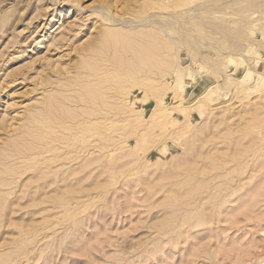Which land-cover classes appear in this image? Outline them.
I'll return each mask as SVG.
<instances>
[{
  "label": "rangeland",
  "instance_id": "obj_1",
  "mask_svg": "<svg viewBox=\"0 0 264 264\" xmlns=\"http://www.w3.org/2000/svg\"><path fill=\"white\" fill-rule=\"evenodd\" d=\"M177 1L0 0V264H257L258 261L264 264V0H188L189 4L175 9L173 5ZM104 33L109 35L108 39ZM100 35L106 37L105 41ZM97 36L102 40L99 43ZM158 39L161 42H156ZM95 44L99 49L104 48L102 54ZM94 50H98L100 57L105 50L104 55L109 53L97 59V55L92 54ZM149 53L156 56L150 57ZM159 53L163 55L158 56ZM107 57L113 63L108 62ZM86 62L89 67L85 66ZM118 66L121 67L118 69ZM154 67L157 72L152 70ZM164 70L167 71L162 73ZM98 72L110 77L107 75L102 80L103 75ZM113 75L116 78L111 77ZM139 76L145 81L142 78L140 82ZM111 78L115 81H111L112 84H122L125 90L129 87V92L121 85L115 84L122 91L114 88L108 81ZM78 79L83 81L78 82L83 88H71ZM68 81L72 82L70 86ZM103 81L106 88L109 83L114 90L110 87L111 91L106 90ZM91 82L95 85L97 82V86L93 83L92 86ZM68 87L72 92L67 91ZM84 88L87 95L91 89L94 95L90 94L97 99L104 98L108 91L113 96L107 94L106 100L98 103L95 98L90 99L91 95L90 98L86 95ZM77 90L83 91V95ZM212 90L208 98L202 97ZM160 91L161 96H153ZM70 93L76 96L73 97L75 102L82 97L85 103L78 100L76 105L73 98H66ZM113 93L122 101H117ZM85 95L98 105L93 108ZM173 95L178 97L179 103L172 104ZM61 98L68 105L64 103L63 107L59 102H63ZM107 100L111 106V101L115 102H112L114 107H110L113 111H109L118 112L117 116L116 113L108 115ZM134 102L135 107L131 106ZM49 103L67 113L63 116L59 112L61 122L71 119L67 122L72 125H80L81 117L89 112V119L90 114L83 119L89 124L83 129L86 133L76 134L75 128L69 133L63 128L62 132L76 134V138H71L72 143L68 138L61 141L70 145L69 149L61 144L60 149L52 150L58 149L62 154L61 157L58 154V159L57 152L51 150L52 153L47 150L37 156L24 150L17 162L6 161L10 159L8 154L12 153L15 139L21 136L20 140L23 139V134L32 129L28 127L30 115L45 114L46 110H51ZM79 103H88L79 106L87 109H78L76 115ZM100 104L105 111L103 107L100 111ZM43 105L48 109L42 108ZM69 105L76 109L73 111ZM121 108L125 111L121 112ZM158 108L167 112L152 118L151 114ZM49 111L47 113L51 114ZM81 111L85 112L82 116ZM112 115L117 119L114 122ZM107 116L111 120L106 122ZM94 117L102 121L98 123ZM90 118L95 122L89 123ZM96 126L100 129H95ZM113 126L119 130L121 127L124 133L121 129L118 135L119 130ZM90 127L94 129V136L90 134ZM132 131L136 133L133 137ZM82 135L85 140L90 136L93 141L89 142V137L88 145ZM97 136H106L107 146L103 142L105 138L100 141ZM79 138L86 145H79ZM164 145L166 149L162 150ZM98 151L102 153L99 157ZM106 151L110 155H104L109 157L103 155ZM196 151L199 157L194 154ZM70 153L77 156L71 155V158ZM27 154L33 157L28 158ZM41 154L46 162L50 160L49 155L54 157L46 171H43L45 162L39 157ZM61 161L83 174H77L76 170L78 176L72 175L74 172L70 169L69 173V168L63 163L64 167L60 165ZM85 161L89 168H85ZM79 162L85 172L91 170V173L86 172L89 178L82 172L83 167L79 168ZM106 162L114 164L105 166ZM101 166L108 170L101 172ZM75 176L85 177L88 184ZM49 179L52 184L47 183ZM55 180H59L58 183Z\"/></svg>",
  "mask_w": 264,
  "mask_h": 264
},
{
  "label": "bare ground",
  "instance_id": "obj_2",
  "mask_svg": "<svg viewBox=\"0 0 264 264\" xmlns=\"http://www.w3.org/2000/svg\"><path fill=\"white\" fill-rule=\"evenodd\" d=\"M188 2H189L188 0H179V2H178V1H177V3L175 2L176 4L174 3V5H173L171 2H170V4H169V2H168V3L165 2V3L168 4L169 6H170V5H171V6L173 5V8L176 9V7H180V6H184V5H186V4H189ZM162 4H163V2H162ZM168 5H167V6H168ZM164 6H165V5L163 4V7H164ZM169 6H168V7H169ZM159 7H160V6H159ZM160 8H161V7H160ZM164 8H167V7L165 6ZM164 8H163V9H164ZM177 9H178V8H177ZM171 15H173V13H172ZM137 24H138V23H137ZM137 24H136V25H137ZM136 25H135V26H136ZM140 31H141V30H140ZM138 32H139V31H138ZM138 32H137V33H138ZM142 32H143V31H142ZM142 32H140V33H142ZM106 33H107V32H106ZM144 33H145V31H144ZM138 34H139V33H138ZM145 34H146V33H145ZM104 35H105V36H108L107 39L109 38V35H107V34H105V33H104ZM117 35H118V34H117ZM134 35H135V34H134ZM136 35H137V34H136ZM140 35H144V34H140ZM101 36H102V35H100V37H101ZM145 36H147V35H144V36H142V37L145 38ZM102 37L104 38V41H105V38H106V37H104V36H102ZM102 37H101V38H102ZM137 37H139V36H137ZM96 38L98 39V36H97ZM101 38H99V39L97 40L98 43H99L100 41H102V40H100ZM113 38H114V37H113ZM115 38H116V37H115ZM130 38H131V37H130ZM149 38H150V36H149ZM151 38H152V37H151ZM120 39H122V38H120ZM140 39H141V38H140ZM152 39H153V38H152ZM159 39H160V38H159ZM159 39H158L156 42L160 41ZM99 40H100V41H99ZM113 40H114V39H113ZM137 40H138V39H137ZM149 40H150V39H149ZM154 40H155V39H153V41H154ZM163 40H164V39H163ZM106 41H107V40H106ZM110 41H111V40H110ZM110 41H109V42H110ZM129 41H130V40H129ZM164 41H165V40H164ZM97 42H96V43H97ZM120 42H121V40H120ZM160 42H161V41H160ZM160 42H159V43H160ZM94 43H95V42H94ZM94 43L92 42L93 45H94ZM101 43H102V42H101ZM146 43H147V42H146ZM150 43L152 44V42H150ZM114 44H115V43H114ZM143 44H144V43H143ZM143 44H142V45H143ZM153 44H154V42H153ZM153 44H152V45H153ZM102 45H103V44H102ZM107 45H109V44H107ZM111 45H112V44H110V46H111ZM148 45H149V44H148ZM155 45H156V44H155ZM159 45H161V44H159ZM90 46L92 47V45H90ZM90 46H89V47H90ZM100 46H101V45H100ZM105 46H106V44H105ZM123 46H124V45H123ZM93 47H94V46H93ZM96 47L98 48L99 45L97 46V44H95V48H96ZM101 47H102V46H101ZM103 47H104V46H103ZM106 47H107V46H106ZM106 47H105V49H106ZM112 47H113V46H112ZM116 47H117V46H116ZM126 47H127V46H126ZM153 47H154V46H153ZM167 47H168V46H167ZM108 48H109V47H108ZM108 48H107V49H108ZM148 48H149V47H148ZM155 48H156V47H155ZM158 48H159V46H158ZM98 49H99V48H98ZM107 49H106V50H107ZM110 49H111V48H110ZM122 49H123V48H122ZM151 49H152V48H151ZM166 49H167V48H166ZM91 50L93 51V48H91ZM99 50H100V52H98V50H97L96 52L101 53V50H104V48L99 49ZM106 50H105V52H107ZM112 50H113V49H112ZM140 50H141V48H140ZM144 51H145V50H144ZM167 51H168V50H167ZM169 51H170V50H169ZM94 52H95V50H94ZM96 52H95V53H92V52H91V53L97 55L96 58L98 59V57H100L101 55L98 56L99 54L96 53ZM105 52H104V54H105ZM142 52H143V51H142ZM149 52H150V51H149ZM151 52L154 53V51H151ZM158 52H159V51H158ZM160 52H162V51H160ZM164 52L166 53V51H164ZM108 53H109V52H108ZM108 53H107V54H108ZM116 53H118V51H116ZM116 53H115V54H116ZM120 53H121V52H120ZM136 53H137V52H136ZM169 53H170V52H169ZM92 54H90V55H91L90 57H91V58H94V57H92ZM101 54H102V53H101ZM104 54L102 55L103 57L107 55V54H106V55H104ZM156 54H157V52H156ZM160 54H161V53H159L158 56H160ZM119 55H120V54H119ZM122 55H123V53H122ZM129 55H130V54H129ZM145 55H146V54H145ZM149 55H150V53H149ZM151 55L154 56L155 54H151ZM151 55H150V57H152ZM161 55H163V54H161ZM93 56H94V55H93ZM108 56H109V55H108ZM112 56H113V55H112ZM155 56H156V55H155ZM103 57H100V58H103ZM133 57H134V56H133ZM164 57H165V56H164ZM100 58H99V59H100ZM107 58H108V57H107ZM134 58H135V57H134ZM144 58H145V57H144ZM144 58H143V59H144ZM165 58H167V55H166ZM168 58H169V57H168ZM168 58H167V59H168ZM138 59H139V58H138ZM147 59H148V58H147ZM157 59H158V61H159V58H158V57H157ZM157 59H155V61H157ZM160 59H161V57H160ZM108 60H109V58H108ZM108 60H107V61H108ZM115 60H116V59H115ZM115 60H114V61H115ZM117 60H118V59H117ZM133 60H134V59H133ZM136 60H137V59H136ZM150 60H152V59H150ZM168 60H169V59H168ZM168 60H167V61H168ZM89 61H90V60H89ZM89 61H88V62H89ZM102 61H103V60H102ZM111 61H112V63H113V60H109L108 62L111 63ZM123 61H124V60H123ZM148 61H149V59H148ZM153 61H154V60H153ZM169 61H170V60H169ZM92 62H93V64H94V60H93ZM92 62H90V63L92 64ZM144 62H146V61L144 60ZM144 62H143V63H144ZM163 62L167 63L166 61H163ZM100 63H101V62H100ZM104 63H105V61H104ZM114 63H115V62H114ZM120 63H121V62H120ZM147 63H150V62H146V64H147ZM159 63H160V62H159ZM86 64L88 65L87 62L85 63V66H86ZM140 64H141V62H140ZM140 64H139V65H140ZM103 65H104V64H103ZM114 65H115V64H114ZM117 65H118V63H117ZM128 65H129V64H128ZM134 65H135V64H134ZM139 65H138V66H139ZM148 65H149V64H148ZM148 65H147V67H149ZM170 65H171V64H170ZM78 66H79V65H78ZM78 66H77V67H78ZM82 66L84 67L83 64H82ZM82 66H81V68H83ZM89 66H90V65H88V67H89ZM104 66H105V65H104ZM111 66H112V64L109 66L110 69H111ZM115 66H116V65H115ZM129 66H130V65H129ZM135 66H136V65H135ZM142 66L144 67V65H142ZM142 66H141V68H142ZM105 67H106V66H105ZM119 67H121V66H118V69H119ZM133 67H134V66H133ZM136 67H137V66H136ZM164 67H165V66H163V68H164ZM168 67H169V64H168ZM168 67H166V68L168 69ZM84 68H87V67H84ZM84 68H83V69H84ZM98 68H99V67H97V69H98ZM101 68H104V67H101ZM107 68H108V67H107ZM115 68H116V67H115ZM152 68H153V67H152ZM154 68H155V67H154ZM156 68H157V66H156ZM156 68H155V69H152V70H156V72H157V69H156ZM110 69H107V70H109V73H111ZM112 69H113V68H112ZM146 69H148V68H146ZM161 69H162V68H160V71H161ZM77 70H78V69H77ZM79 70H80V68H79ZM84 70H86V69H84ZM88 70H89V69H88ZM90 70H91V69H90ZM101 70H102V69H101ZM114 70H115V69H114ZM129 70H130V69H128V71H129ZM137 70H138V69H137ZM140 70H141V69H140ZM142 70H143V69H142ZM144 70H145V68H144ZM144 70H143V71H144ZM168 70H169L168 72H170V69H168ZM80 71L82 72L83 70L81 69ZM80 71H79V73H78L79 76H80V74H81ZM94 71H96V70H94ZM126 71H127V70H126ZM143 71H139V72H141L142 76H143V74H146V73H143ZM146 71H147V70H146ZM158 71H159V70H158ZM165 71H167V70L162 71V73H165ZM171 71H173V70H171ZM87 72H89V71H87ZM139 72H137V73H139ZM144 72H145V71H144ZM148 72H149V71H148ZM148 72H147V73H148ZM151 72H152V71H150V73H151ZM168 72H166V73H168ZM99 73H100V72H98V74H99ZM101 73H105V71H104V72L101 71ZM101 73H100V76L103 75V74H101ZM113 73H115V72H113ZM127 73H128V72H127ZM150 73H149V74H150ZM153 73H154V72H153ZM162 73H161V74H162ZM76 74H77V73H76ZM87 74H88V73H87ZM96 74H97V73H96ZM151 74H152V73H151ZM169 74H170V73H169ZM84 75H85V74H84ZM104 75H105V74H104ZM104 75L101 76V77L99 76V77H100V78H102V77L105 78V77H108V76H109V74H106V76H104ZM107 75H108V76H107ZM115 75H116V73H115ZM115 75H113V76H111V77L116 78L117 75H116V76H115ZM134 75H135V73H134ZM134 75H133V76H134ZM162 75H163V74H162ZM165 75H166V74H165ZM86 76H87V75H86ZM96 76H97V75H96ZM144 76H146V75H144ZM144 76H143V77H144ZM147 76L149 77V75H147ZM151 76H152V75H150V77H151ZM159 76H160V75H159ZM80 77H81V76H80ZM80 77H78V78H80ZM88 77H89V75H88ZM88 77H87V78H88ZM91 77H93V76L90 75V78H91ZM97 77H98V76H97ZM99 77L97 78V80L99 79V81H100V78H99ZM109 77H110V76H109ZM119 77H120V76H119ZM135 77H138V76H135ZM135 77H134V78H135ZM140 77H141V76H139V81L142 82L141 79H142L143 77H141V78H140ZM152 77H154V76H152ZM157 77H158V76H157ZM84 78H85V77H83V78H81V79L83 80ZM90 78H89V79H90ZM93 78H95V75H94ZM103 78H102V80H104ZM114 78H111L112 80L108 79V81L111 83V85L114 84V83L112 84V82H111V81H113ZM120 78H121V77H120ZM123 78H126V77H123ZM130 78H131V77H130ZM89 79H88V80L85 79V80H86V81H89ZM143 79H144V78H143ZM152 79H153V78H152ZM91 80H95V81H96V79H91ZM106 80H107V79H106ZM115 80H116V79H115ZM119 80H121V79H119ZM124 80H125V79H124ZM129 80H130V79H129ZM135 80H137V78H136ZM166 80H167V79H166ZM116 81H117V80H116ZM131 81H132V79L130 80V82H131ZM139 81L137 80L138 83H139ZM144 81H145V79H144ZM150 81H151V79H150ZM150 81H149V82H150ZM158 81H159V80H158ZM65 82H66V81H65ZM68 82L70 83L71 81H68ZM76 82H77V84H75V83L73 82L75 85L73 84L72 86H70L71 83H72V82H71L70 84H68V86H70L71 88H72V87L74 88V86H75V87L78 86L79 88H80V87L83 88L82 86H79V85H78V82H80L79 79H78V81H76ZM82 82H83V81H82ZM82 82H80V83H82ZM97 82H98V81H97ZM97 82H96V85H95L93 82H91V85H92V83H93L95 86H97ZM100 82L102 83V81H100ZM103 82H104V81H103ZM113 82H115V81H113ZM118 82L121 83L120 81H118ZM147 82H148V79H147ZM163 82H164V81H163ZM101 83H99V84H101ZM116 83H117V82H116ZM116 83H115V84H116ZM125 83H126V82H125ZM133 83H134V82H133ZM138 83H136V85H137ZM153 83H154V82H153ZM107 84H108L109 87H110V84H109V83H107ZM115 84H114V86H113L114 88L116 87V89H119V90H121V91L124 89V87H123L122 84H120V85L123 87V89H120L121 87L118 88L117 86H120V85L116 84V85H117V86H116ZM126 84H127V83H126ZM129 84H130V83H129ZM131 84H132V83H131ZM131 84L128 85V86H131ZM151 84H152V83H151ZM151 84H149V86H150ZM155 84H156V83H155ZM155 84H153V85L155 86ZM159 84H160V83H159ZM161 84H162V81H161ZM167 84H168V83H167ZM167 84H166V86H167ZM64 85H65V87H66V86H67V83H66V84L64 83ZM85 85H86V84H85ZM87 85L89 86V84H87ZM91 85H90V86H91ZM101 85H102V84H101ZM101 85H100V86H101ZM139 85H140V84H139ZM143 85H145V84H143ZM157 85H158V84H157ZM162 85H163V84H162ZM90 86H89V87H90ZM92 86H93V85H92ZM98 86H99V85H98ZM103 86L105 87L106 90L108 89L109 91H111V90L109 89V87L106 88L107 85H105V82H104V85H103ZM140 86H141V85H140ZM146 86H147V84H146ZM146 86H145V87H146ZM168 86H169V85H168ZM101 87H102V86H101ZM104 87H103V88H104ZM113 87L111 86L110 88H113ZM131 87H132V86H131ZM79 88H78V89H79ZM85 88H86V87H85ZM85 88H84V91H86ZM87 88H88V87H87ZM87 88H86V89H87ZM90 88H91V87H90ZM94 88H95V87H94ZM114 88H113V90H114ZM127 88H129V87H126V90L124 89L125 92H127V91L129 92L130 89L128 90ZM153 88H154V87H153ZM158 88L160 89L159 85H158ZM158 88H156V89L158 90ZM163 88H164V86H163ZM163 88H162V91L165 90V89H163ZM69 89H70V88L68 87V90H67V91L72 92V91H70ZM95 89H96V88H95ZM95 89H94V90H95ZM131 89H132V88H131ZM147 89H148V87H147ZM212 89H213V88H212ZM72 90H73V89H72ZM80 90H81V89H80ZM80 90H77V91H80ZM92 91H93V90H92ZM109 91H108V93H107L108 95L104 93L105 96H106V95L109 96L110 94H112V93H109ZM116 91H117V90H116ZM152 91H153V90H152ZM69 92H67V93H69ZM80 92H81V91H80ZM89 92L92 93V94L94 95V93L91 92V89L88 90V93H89ZM94 92H95V91H94ZM97 92L100 93V90L98 89ZM156 92H157V91H156ZM211 92H213V90H212V91H209L207 94H204L202 97H203L204 99H205V98H208ZM59 93H60V92H59ZM73 93L75 94V91H74ZM73 93H70L71 95H70V94H66V95H68V97H66V98H69V97H70V98H73V97L76 98V96H72ZM77 93H79V92H77ZM81 93H82V94H81ZM81 93H80V94L83 95V91H82ZM90 93L87 95V91H86V95H87L89 98H90L89 95H91ZM102 93H103V91H102ZM102 93H101V94H102ZM115 93H116V92H115ZM119 93H120V92H118V94H119ZM122 93H124V91H123ZM152 93H153V92H151V95H152ZM160 93H162V92L160 91V92L157 93V94H154V93H153V96H154V95H155V96L158 95L157 97H159V96L162 95V94L160 95ZM163 93H164V91H163ZM95 94H96V96H97V93H95ZM104 94H103V95H104ZM113 94H114V93H113ZM125 94H126V93H125ZM69 95H70V96H69ZM75 95H78V94H75ZM81 95H80V97H81ZM86 95H85V96H86ZM93 95H91V97H92ZM114 95H115V94H114ZM116 95H117V94H116ZM116 95L114 96V98H117V99H118V97H116ZM147 95H148V94H147ZM55 96H56V95H55ZM63 96H65V94H64ZM71 96H72V97H71ZM87 96H86V98H88ZM105 96H104V98H105V100H106V97H105ZM112 96H113V95H112ZM112 96L110 95V97H112ZM153 96H152V97H153ZM176 96H177V95H176ZM98 97H99V96H98ZM124 97H125V96H124ZM124 97H123V99H124ZM144 97H147V96H144V95H143V98H144ZM173 97H174V95H173ZM51 98H52V97H51ZM74 98H73V101H74ZM89 98H88V99H89ZM93 98H95V96L92 97V98H90V99H93ZM104 98H101V99H104ZM108 98H109V97H107V99H108ZM114 98H113V99H114ZM153 98H154V97H153ZM155 98H156V97H155ZM55 99H57V98L55 97ZM55 99H53V100L56 101ZM61 99H62V98H61ZM64 99H65V97H64ZM64 99H62L63 102H62V101H59L61 105H63L64 103L67 102V101L64 102ZM90 99H89L88 101H90ZM96 99H97V97L95 98V101H98V103H99V101L101 100L100 98H98L99 100H98V99L96 100ZM117 99H115V100H117ZM119 99H120V97H119ZM119 99H118L117 101H122V100H119ZM53 100L51 101L52 103H54ZM67 100H68V99H67ZM70 100L72 101V99H70ZM78 100H82L80 103H85V102L83 101L82 97H81V99L78 98ZM78 100L76 99V102L74 101L76 105H77V103H78V102H77ZM93 100H94V99H93ZM105 100H104V101H105ZM125 100L127 101L128 98L125 99ZM88 101H87V102H88ZM109 101H110V100H109ZM109 101L107 100L106 103H107V102L109 103ZM45 102H47V101H45ZM45 102H44V104H45ZM69 102H70V101H69ZM102 102H103V101H101V103H102ZM112 102H113V100L111 101L112 106L110 105V103H109V104H106V105H108V106L106 107V109H107V111H108V115H109V113H114V112H110V111H109V110H112V108H110V107H114V106H113V103H115V102H113V103H112ZM124 102H125V101H124ZM124 102H123V103H124ZM135 102H136V100H135ZM135 102H134L131 106H133V107H135V105L137 106V104H135ZM174 102H175V103H177V102L179 103V99H178V97H174V99H173V101H172V104H173ZM52 103H49V105L51 106V107L49 106V107L51 108V110L48 109V107L45 105V107H47V109H48V110H46V111L48 112V111L50 110L49 112H51V114H49V113H47V112H46L45 114H44V113L39 114L40 112H39V113H38V112H35V113H33V114L30 115V117H29V125H28V127H29V128H32V129H29V128L27 127L30 131L27 129V131H29V132H27L26 134H23V131H25V129L22 131V134H23V137H24V138L20 140V138L22 137V136H21V137L19 138V140H18V139H15V141H14L13 144H12V145H13V147H12V149H11V150H12V153H10V156H9V154H8V158L10 157V159H7L6 161H9V162H11V163H12V161H13V162L15 163L14 160L19 159L18 157H20V154H21V153L24 154V152H23L24 150H27V151H28V154H29L30 151H31V153H32L33 155H36V154H38L39 152L42 153V151L46 152V151L48 150V152H49L50 150H51V151H52V150H55V148H58V147H59L58 149H60V145H61V144H62V146L64 145V146L66 147L67 144L65 145V144L62 143V142L64 141L65 138H68V140L70 141L71 138H73V139L76 138L75 135L81 133V131H83V132L86 133V131H85L86 129H85V130H83V129H84L86 126H89V124H87V123H88V122H87L88 120H86V121L84 122L83 119L86 118V116H87L88 114H90V113L88 112V113L85 114L84 111H85L87 108L85 107L86 109L84 110V109H83V108H84L83 106H86L88 103H89V104L91 103V105H92L93 103H92L91 101L88 102V103H86V105H84V104H80V103H79L78 107L76 106V108H77V110H76V112H75L76 115H78V112H77V111H79L78 109L81 110V108H82V109L84 110L83 113H84L86 116L83 115V116H85V117H84V118L81 117L82 120H81V122H80V125H79V124H77V125H72V124L69 122L72 126L67 122V121H70V120H71V119H70V118H71L70 116H69V117H70V118H69L70 120H66V121L64 120V122H61L60 118H62V116L60 115V116H61V117H60L59 114L62 113L63 116H64V114H65L66 112H65V113H63L64 111L61 112V111H62L61 108H60L61 111L57 110L59 107L56 109V108H55L56 105H55V107H54V106H53L54 104L51 105ZM56 103H58V102L56 101L55 104H56ZM126 103H127V102H126ZM128 103H129V102H128ZM70 104H71V103H70ZM75 104L72 103L73 106H74ZM116 104H117V103H116ZM116 104H115V105H116ZM121 104H122V102H121ZM124 104H125V103H124ZM124 104H122L121 106H125V108H123V109H126L127 107H126V105H124ZM156 104H157V102H156ZM158 104H159V103H158ZM66 105H68V104L66 103ZM80 105H83V106H81V107L79 108ZM96 105H98V104H95V105L93 104V105H92L93 108H95ZM103 105L105 106V102H103ZM103 105L100 104V106H101L100 111H101L102 107H103L102 110H104V106H103ZM109 105H110V106H109ZM119 105H120V104H119ZM119 105H118V106H119ZM129 105H130V104H129ZM52 106L54 107V109H52ZM69 106H71V105H69ZM73 106H71V107H72V110L74 111V108H75V107L73 108ZM92 106H90V109H91ZM94 106H95V107H94ZM100 106H98V107H100ZM116 106H117V105H116ZM45 107H44V105L42 106V108H44V109H45ZM63 107H64V105H63ZM66 107H68V106H66ZM71 107H70V108H71ZM87 107H88V106H87ZM108 107H109L110 109H109ZM156 107H157V106H156ZM161 107H162V105H161ZM161 107H160V108H161ZM208 107H209V106H208ZM76 108H75V109H76ZM93 108H92V110H93ZM128 108H129V106H128ZM160 108H158L157 110L155 109V110L153 111V114H151V115H152V118H155V117H156V116H155L156 114L158 115V114H161V113L167 112V111H166L167 109H160ZM34 109H36V108H34ZM55 109H56V110H55ZM64 109H65V108H64ZM98 109H99V108H98ZM123 109L121 108L120 111L122 112ZM41 110L44 111L43 109H41ZM94 110H95V109H94ZM38 111H40V110H38ZM66 111L69 112L68 108L66 109ZM98 111H99V110H98ZM104 111H105V110H104ZM104 111H103V112H104ZM112 111H113V110H112ZM114 111H115V108H114ZM120 111H119V112H120ZM124 111H125V110H123V112H124ZM127 111H128V109H127ZM127 111H126L125 113H128V112H129V111H128V112H127ZM59 112H60V113H59ZM71 112H72V111H70V113H71ZM96 112H97V111H96ZM130 112H131V111H130ZM132 112H133V111H132ZM135 112H136V111H135ZM138 112H139V111H138ZM83 113H82V111H81V114H80V115L82 116ZM99 113H100V112H99ZM106 113H107V112H106ZM106 113H104V115H105ZM115 113H116V112H115ZM115 113H114V114H115ZM117 113H118V112H117ZM117 113H116V116H117ZM43 114H44V116H45L46 114H47V115L49 114V115H48V116L46 115L45 117H44V116L42 117L41 115H43ZM66 114H67V113H66ZM71 114L73 115V113H71ZM96 114H98V113H96ZM121 114H123V113H121ZM121 114H118V115H121ZM128 114H129V113H128ZM100 115H101V113L99 114V116H100ZM123 115H124V114H123ZM126 115H127V114H126ZM90 116H91V114L88 116V119H89ZM95 116H98V115H95ZM101 116H102V115H101ZM134 116H136V115H134ZM142 116H143V115H142ZM153 116H155V117H153ZM59 117H60V118H59ZM73 117H74V116H73ZM73 117H72V118H73ZM103 117H104V116H103ZM112 117H115V115H112L111 118H112ZM120 117H121V116H120ZM125 117H126V116H125ZM127 117H131V116H130V115H129V116L127 115ZM78 118H80V116H79ZM91 118H93V117H91ZM91 118H90V120H89V123H90V121H94L93 119L91 120ZM94 118L97 119L98 117H97V118L94 117ZM105 118H106V117H105ZM115 118H116V117H115ZM118 118H119V117H118ZM123 118H124V117H123ZM131 118H132V117H131ZM131 118H130V120H131ZM62 119H63V118H62ZM65 119H66V116H65ZM73 119H74V118H73ZM75 119H76V117H75ZM108 119L111 120L110 117L107 116V119H106L105 121L107 122ZM120 119H121V118H120ZM125 119H126V118H125ZM128 119H129V118H128ZM150 119H151V118H150ZM100 120H101V118H100ZM113 120H117V119H113V118H112V121H113ZM79 121H80V120H79ZM101 121H102V120H101ZM101 121H100V122H101ZM112 121H111V122H112ZM119 121H120V120H118V122H119ZM123 121H124V120H123ZM82 122H83V123H82ZM94 122H95V121H94ZM94 122H92L91 124H95ZM97 122H98V119H97ZM100 122H98V123H100ZM103 122H104V120H103ZM106 122H104V123L106 124ZM108 122H110V121H108ZM113 122H114V121H113ZM121 122H122V120H121ZM72 123L74 124L75 121L72 122ZM98 123H97V124H98ZM122 123H123V122H122ZM132 123H133V122H131V125H132ZM135 123H136V122H135ZM137 123H138V122H137ZM142 123H143V122H142ZM145 123H146V121H145ZM91 124H90V126H93V125H91ZM97 124H95V125H97ZM105 124H104V125H105ZM113 124H114V123H112V125H113ZM126 124L129 125L128 121H127ZM138 124H139V123H138ZM68 125H69V126H68ZM98 125H99V124H98ZM110 125H111V124H110ZM116 125H117V123H116ZM124 125H125V124H124ZM128 125H127V126H128ZM77 126H79L78 129L80 128L79 130L77 129L78 131L76 130ZM101 126H102V125H101ZM108 126H109V124H108ZM108 126H107V127H108ZM118 126H123V125H122V124H121V125L119 124ZM132 126H133V125H132ZM107 127H106V129H107ZM114 127H116V126H113L112 128L115 129ZM128 127H129V126H128ZM128 127H127V128H128ZM133 127H134V126H133ZM136 127H138V126H136ZM63 128L68 129L69 133L72 132V131L74 130V128H75V131H76L77 133L74 131V132L76 133V134H74V136H73V133H72L71 135H70V134H69V135H66L68 132H67L66 134H65V131L62 132V131H63V130H62ZM92 128H93V127H90L91 130H92ZM97 128L100 129L99 127L96 126L95 129H97ZM102 128H104V127L102 126L100 130H102ZM112 128H110V129L113 130ZM122 128L125 129L124 126H123ZM122 128L120 127V130H121ZM134 128H135V127H134ZM139 128H140V127H139ZM117 129H118V128H117ZM117 129H115V130H117ZM124 129H122L123 131H121V133H124ZM100 130H98V131H100ZM108 130H109V128H108ZM118 130H119V129H118ZM120 130H119V134H118V135H120ZM127 130H128V129H127ZM127 130H125V131H127ZM131 130H132V129H131ZM131 130H130V132H131ZM79 131H80V132H79ZM95 131H96V130H95ZM105 131H106V130H105ZM78 132H79V133H78ZM93 132H94V129L92 130V132H91L90 134H91V135L93 134V136H94L95 134H94ZM103 132H104V131H103ZM110 132H111L112 134H114L112 131H110ZM110 132H109V133H110ZM132 132H133V134L131 135V133H130V135L133 137L135 131H132ZM138 132H139V131H138ZM143 132H144V131H143ZM24 133H25V132H24ZM85 133H84V134H85ZM95 133H96V132H95ZM107 133H108V131H107ZM107 133H106V135H108ZM111 133H110V134H111ZM115 133H117V132L115 131ZM139 133H140V132H139ZM84 134H83V135H84ZM90 134H89V135H90ZM96 134H97V133H96ZM126 134H128V132H126L125 135H126ZM135 134H136V133H135ZM25 135H26V136H25ZM83 135H82V137H83ZM98 135H99V134H98ZM102 135H104V133H102ZM116 135H117V134H116ZM122 135H123V134H122ZM93 136H92V137H93ZM99 136H101V135H99ZM128 136H129V135H128ZM137 136H138V134H137ZM77 137H78V135H77ZM89 137H90V136L87 137V140L89 139ZM105 137H106V136H105ZM105 137H104V138H105ZM119 137H121V136H119ZM129 137H130V136H129ZM138 137H139V136H138ZM97 138H98V136H97ZM97 138L95 137L94 139H97ZM101 138H102V137H101ZM101 138H98V139H100V141H102ZM104 138H102V139H104ZM112 138H114V137H112ZM112 138H110V139H111V140H110L111 143H112ZM116 138H118V136H116ZM127 138H128V137H127ZM83 139H84V137H83ZM83 139H82V138H81V139H80V138L77 139V142H78L79 140H81V142L79 141V142H80L79 145H82V144L84 143V142H83ZM92 139H93V138L90 137V139H89L88 141L90 142V140H92ZM98 139H97L96 141H99ZM121 139H123V137H122ZM125 139H126V138H125ZM87 140L84 139V141H87ZM105 140H107V139L105 138V139L103 140V142L106 144V142H107L108 140H107L106 142H105ZM117 140H118V139H117ZM135 140L138 141V138L135 137ZM140 140H141V137H140ZM61 141H62V142H61ZM69 141H66V140H65V142H68V143H69ZM88 141H87L86 143L89 145ZM92 141H93V140H92ZM96 141H95V142H96ZM100 141H99V142H100ZM118 141H119V140H118ZM137 141H136V142H137ZM65 142H64V143H65ZM73 142H75V141H73ZM79 142H78V143H79ZM82 142H83V143H82ZM114 142H115V139H114ZM124 142H125V141H124ZM37 143H38V144H37ZM71 143H72V139H71ZM71 143H69V144H71ZM81 143H82V144H81ZM86 143L83 144V146L86 145ZM73 144H75V143H73ZM76 144H77V143H76ZM90 144H91V143H90ZM100 144H101V142H100ZM102 144H103V143H102ZM105 144H104V145H105ZM93 145H94V147H96L95 144H93ZM93 145H91V147H92ZM96 145H97V144H96ZM104 145H103V146L101 145V146H102V147H106V146H107V144H106V146H104ZM110 145L112 146V144H110ZM118 145H119V144H118ZM68 146L70 147V145H68ZM68 146H67V148L69 149ZM73 146H74V145H73ZM83 146H82V147H83ZM111 146H110V147H111ZM113 146H114V145H113ZM75 147H77V146L75 145ZM75 147H73L74 151H75ZM71 148H72V144H71ZM77 148H79V146H78ZM77 148H76V150H78ZM86 148H88V147H86ZM107 148H108V147H107ZM114 148H115V147H114ZM58 149H57V150H58ZM62 149H63V148H62ZM82 149L84 150L85 147L82 148ZM82 149H81V151H83ZM88 149H90V148H88ZM92 149H93V148H92ZM94 149H95V148H94ZM96 149H98V148H96ZM102 149H103V148H102ZM109 149H110V148H109ZM112 149H113V148H112ZM112 149H111V150H112ZM165 149H166V146H165V145L162 146V150H165ZM57 150H56V152H57ZM70 150H72V149H70ZM86 150H87V149H86ZM98 150H99V149H98ZM103 150H104V149H103ZM107 150H108V149H107ZM116 150H117V149H116ZM124 150H125V149H124ZM8 151H10V149H9ZM59 151H60V150H59ZM68 151H69V150H68ZM72 151H73V150H72ZM72 151H69V152H72ZM90 151H91V150H90ZM92 151H93V150H92ZM108 151H109V150H108ZM112 151H113V150H112ZM122 151H123V149H122ZM125 151H126V150H125ZM44 152H43V153H44ZM52 152H53V151H52ZM52 152H49V153H52ZM54 152H55V151H54ZM54 152H53V153H54ZM56 152H55V153H56ZM69 152H68V154H69ZM75 152H76V154H77V151H75ZM87 152L89 153V151H87ZM96 152H97V151H96ZM96 152H93V153L95 154ZM98 152H99V151H98ZM114 152H116L115 154H117V151H114ZM114 152H113V153H114ZM193 152H194V151H193ZM196 152H197V151H196ZM198 152H199V151H198ZM198 152H197V153H194V154H195L196 156H198V155H199ZM7 153H8V152H7ZM16 153H17V154L19 153V155H15ZM78 153H79V151H78ZM83 153H84V152H83ZM83 153H81V154H83ZM99 153H100V152H99ZM104 153L109 154V152H107V151H106V152H103V155H104ZM121 153H122V152H120V155H121ZM124 153H125V156H126L127 153H126V152H124ZM28 154H27V156H28ZM58 154H59V152H57L56 155H58ZM68 154H67V155H68ZM79 154H80V153H79ZM96 154H97V153H96ZM101 154H102V153H100V155H98V157L101 156ZM197 154H198V155H197ZM30 155H31V154H30ZM51 155H52V154H51ZM59 155H60V157L62 156V154H59ZM59 155H58V157L56 156L57 159L59 158ZM65 155H66V154H64V156H65ZM71 155H74V153H72V154L70 153V157H71ZM83 155H84V154H83ZM109 155H110V154H109ZM192 155H193V153H192ZM31 156H32V155H31ZM31 156H28V158L31 157ZM36 156H37V155H36ZM41 156H42V154L39 155L40 158H41ZM43 156L46 157V153H45ZM49 156H50V155H49ZM49 156H48V158H49L50 160H51L52 158H54V157H52V156H50V157H51V158H50ZM68 156H69V155H68ZM74 156H77V155H74ZM78 156H79V155H78ZM86 156H88V155H86ZM89 156H90V155H89ZM95 156H96V155H95ZM104 156H106V154H105ZM104 156H103V157H104ZM107 156H108V155H107ZM107 156H106V157H107ZM121 156H123V155H121ZM121 156H120V157H121ZM24 157H25V156H24ZM32 157H33V156H32ZM32 157H31V158H32ZM81 157H82V156H81ZM92 157H93V156H92ZM98 157H96V158H98ZM108 157H109V156H108ZM116 157H118V156H116ZM198 157H199V156H198ZM37 158H38V157H37ZM40 158H39V159H40ZM64 158H65V157H63L62 160H63ZM71 158H73V156H72ZM78 158H79V157H78ZM82 158L84 159V157H82ZM82 158H81V160H82ZM86 158H87V157H86ZM113 158H115V157H113ZM190 158H191V157H190ZM11 159H12V161H10ZM21 159H24L23 156H21ZM57 159H56V160H57ZM68 159H69V161L72 160V159L70 160V158H68ZM74 159H76V158L74 157ZM79 159H80V158H79ZM89 159H91V157H90ZM108 159H109V158H108ZM108 159H107V161H108ZM110 159H112V158H110ZM121 159H122V157H121ZM41 160H43V161L45 162V163L43 162V163L45 164V165H43V166H44V167H43V171H46V170L50 169V167H51L50 160H49V162H48V161L46 162V161H45L46 159L44 160L43 158H41ZM47 160H48V159H47ZM53 160H54V159H53ZM76 160H77V159H76ZM96 160H97V159H95V161L93 162L94 164H96V163H95ZM115 160H117V158H115ZM115 160L113 159V161H115ZM17 161H18V160H16V162H17ZM64 161H65V160H64ZM64 161H63V162L61 161V164H60V165H62V167H64V166L67 167V165H65ZM72 161H73V160H72ZM83 161H84V160H83ZM203 161H204V160H203ZM41 162H42V161H41ZM51 162H52V163L54 162L53 164H55L56 162H58V160H57L56 162H55V161H51ZM59 162H60V161H59ZM59 162H58V163H59ZM65 162H66V161H65ZM67 162H68V161H67ZM110 162H111V161H110ZM110 162L108 161V163H110ZM116 162H117V161H115V164H116ZM184 162H185V161H184ZM62 163L64 164V166H63ZM68 163H69V162H68ZM82 163H84V162H82ZM88 163H89V162H88ZM88 163H87V164H88ZM91 163H92V162H91ZM91 163H90V165L92 166ZM99 163H100V161H99ZM99 163H98V164H99ZM101 163H103V162H101ZM106 163H107V162H106ZM108 163H107V165L105 164V166H109V165L111 164V163H110V164L108 165ZM117 163H118V162H117ZM203 163H204V162H203ZM66 164H67V163H66ZM77 164H78V163H77ZM77 164H76V165H77ZM84 164H85V168H86V166H87V167L89 166V165H86V161H85ZM113 164H114V162H113ZM113 164L110 165V166H113ZM206 164H207V163H206ZM206 164H205V165H206ZM100 165H101V164H99L98 166H100ZM102 165H104V164H102ZM40 166H41V165H40ZM54 166H55V165H54ZM80 166H81V165H80V162H79V168L83 167L82 169H84V170H82V172H83V171L85 172V168H84V166H81V167H80ZM98 166H97L96 168H98ZM114 166H115V165H114ZM180 166H182V165H180ZM180 166H179V167H180ZM212 166L214 167V165H212ZM217 166H219V165H217ZM71 167H72V166H71ZM73 167H74V166H73ZM73 167H72V168H73ZM76 167H77V166H76ZM76 167H75V168H76ZM93 167H95V166L93 165L92 168H93ZM101 167H102V168H101V169H102L101 172H102L103 169L105 170L106 167H105V168H103V166H101ZM182 167H183V166H182ZM219 167H220V166H219ZM219 167H218V169H219ZM223 167H224V166H223ZM41 168H42V167H41ZM58 168H60V166H59ZM68 168H69V167H67V169H68ZM77 168H78V167H77ZM88 168H89V167H88ZM99 168H100V167H99ZM111 168H112V167H111ZM113 168H114V167H113ZM180 168H181V167H180ZM180 168H177V169H180ZM221 168H222V166L220 167V169H221ZM51 169H54V168H51ZM55 169H56V168H55ZM62 169H63V168H62ZM62 169H61V170H62ZM64 169H66V168H64ZM70 169H71V168L68 169V170L70 171L69 173H71V170H72V169H71V170H70ZM73 169H74V168H73ZM94 169H95V168H94ZM106 169L108 170V168H106ZM109 169H110V168H109ZM177 169H176V170H177ZM195 169H196V168H195ZM195 169H194V170H195ZM214 169H215V168H214ZM41 170H42V169H40V171H41ZM57 170H58V169H57ZM57 170H56V171H57ZM61 170H60V171H61ZM76 170H77V171H76ZM86 170H88V169H86ZM99 170H100V169H99ZM99 170H98V171H99ZM107 170H106V171H107ZM192 170H193V169H192ZM206 170H207V169H206ZM56 171H55V172H56ZM58 171H59V170H58ZM58 171H57V172H58ZM65 171H66V170H65ZM75 171H76L77 174H79V175L83 174V173L80 174V173L78 172V171L81 172V170L75 169ZM75 171L72 170V172H74V173H72V175H75V174H76ZM106 171H105V173H106ZM178 171H180V170H178ZM181 171H182V173L184 172V171H183V168H182ZM186 171H187V170H186ZM195 171H196V170H195ZM197 171H198V170H197ZM203 171H204V170H203ZM51 172H52V170L50 171V173H51ZM57 172H56V173H57ZM66 172H67V171H66ZM66 172H65V173H66ZM86 172L91 173V170H90V171H86ZM86 172H85V174L87 175L88 173H86ZM101 172H100V173H101ZM103 172H104V171H103ZM109 172H111V171H109ZM190 172H192V171H190ZM206 172H207V171H206ZM43 173H44V172H42V174H43ZM46 173H49V171L46 172ZM53 173H54V172H53ZM53 173H52V175H54ZM56 173H55V174H56ZM168 173H169V172H168ZM42 174H40V176H41ZM62 174H64V173H62ZM66 174H68V172H67ZM77 174H76V176H78ZM101 174H102V173H101ZM108 174H109V173H108ZM108 174H107V175H108ZM178 174H179V173H178ZM201 174H204V173L201 172ZM205 174L207 175V173H205ZM221 174H222V173H221ZM47 175H49V174H47ZM50 175H51V174H50ZM50 175H49V176H50ZM58 175H59V173H58ZM58 175H57V176H58ZM70 175H71V174H70ZM70 175H67V176H70ZM86 175H85V177H86ZM223 175H225V174H223ZM42 176L46 177V174L44 173V175H42ZM49 176H47V177H49ZM57 176H56V177H57ZM63 176H64V175H63ZM76 176H75V177H76ZM83 176H84V175H83ZM83 176H81V177L79 176V177L81 178V181H82V179H83V178H82ZM90 176H91V174H90ZM203 176H204V175H203ZM65 177H66V176H65ZM65 177H64V178H65ZM70 177H72V176H70ZM70 177H69V178H70ZM79 177H76V179H77V178L80 179ZM85 177H84V179H83V180H85V181H83V182L87 183ZM87 177L89 178L88 175H87ZM92 177H93V175H92ZM94 177H95V176H94ZM220 177H221V176H220ZM220 177H219V178H220ZM49 178H50V177H49ZM53 178H54V177H53ZM53 178H52V179H53ZM58 178H59V177H58ZM66 178H67V177H66ZM69 178H68V179H69ZM73 178H74V177H73ZM206 178H207V176H206ZM221 178H222V177H221ZM221 178H220V179H221ZM52 179H49L50 181L47 180V183H48V182H51ZM54 179H55V178H54ZM70 179H72V178H70ZM74 179H75V178H74ZM78 179H77V180H78ZM90 179H91V177H90ZM90 179H89V180H90ZM92 179L94 180L95 178H92ZM92 179H91V180H92ZM207 179H208V178H207ZM223 179H224V178H223ZM65 180H66V179H65ZM77 180H76V182H77ZM218 180H219V179H218ZM221 180H222V179H221ZM55 181L57 182V181H59V180H55ZM55 181H53V184L56 183ZM79 181H80V180H79ZM79 181H78V182H79ZM81 181H80V182H81ZM87 181H88V180H87ZM204 181H205V179H204ZM83 182H82V183H83ZM88 182H89V181H88ZM94 182H95V181H94ZM57 183H58V182H57ZM74 183H75V181H74ZM74 183H72V184H74ZM85 183H83V184H85ZM45 184H46V183H45ZM51 184H52V182H51ZM70 184H71V183H70ZM76 184H78V183H76ZM79 184H80V183H79ZM87 184H88V183H87ZM90 184H92V182H91ZM209 186H210V185H209ZM58 198H59V197H58ZM204 198H205V197H203V198L201 197V199H204ZM229 198H230V197H229ZM54 200L57 201L56 198H55ZM54 203H56V202L54 201ZM57 203H58V201H57ZM181 204H182V203H181ZM57 206L59 207V203H58ZM185 206H186V205H185ZM53 207H54V209H55L56 206L53 205ZM55 210H56V209H55ZM58 210H59V209H58ZM58 210H57V214L59 213ZM203 219H204V218H203ZM204 220H205V219H204ZM204 220H203V221H204ZM204 222H206V221H204ZM204 222H202V223H204ZM262 229H263V228H262ZM262 247H263V246H262ZM261 250H263V249H261ZM260 254H261V253H260ZM258 262H259V261H258ZM258 262H257V264H258ZM262 262H263V261H262ZM260 263H261V261H260ZM251 264H252V263H251ZM262 264H263V263H262Z\"/></svg>",
  "mask_w": 264,
  "mask_h": 264
}]
</instances>
